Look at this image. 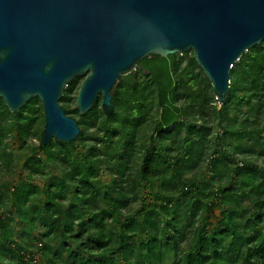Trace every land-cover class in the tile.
Here are the masks:
<instances>
[{
	"label": "trees",
	"instance_id": "trees-1",
	"mask_svg": "<svg viewBox=\"0 0 264 264\" xmlns=\"http://www.w3.org/2000/svg\"><path fill=\"white\" fill-rule=\"evenodd\" d=\"M85 78L60 101L72 143L43 147L39 98L0 99V263L264 264V41L221 106L193 51L122 76L111 115L79 112Z\"/></svg>",
	"mask_w": 264,
	"mask_h": 264
},
{
	"label": "water",
	"instance_id": "water-1",
	"mask_svg": "<svg viewBox=\"0 0 264 264\" xmlns=\"http://www.w3.org/2000/svg\"><path fill=\"white\" fill-rule=\"evenodd\" d=\"M264 41V0H0V99L12 113L39 98L43 147L81 134L61 105L86 76L76 107L87 114L151 56L193 51L221 106L235 63Z\"/></svg>",
	"mask_w": 264,
	"mask_h": 264
},
{
	"label": "rangeland",
	"instance_id": "rangeland-1",
	"mask_svg": "<svg viewBox=\"0 0 264 264\" xmlns=\"http://www.w3.org/2000/svg\"><path fill=\"white\" fill-rule=\"evenodd\" d=\"M205 168V167H204ZM205 170H206V168H205ZM22 172V167H21V165H19V167L17 168V173L18 174H20ZM23 175H25L23 172H22V176ZM16 181V180H15ZM44 182H45V180H42V179H40V178H36L35 180H34V183L36 184V185H38V186H43V184H44ZM147 195H148V193H147ZM4 214H6L5 213V211H2ZM217 216L219 215V212L218 211H216V213H215ZM33 234L34 235H36V233L33 231ZM20 238L21 239H24L25 241H28V242H31L30 241V239H28L27 237H24V236H20ZM23 240V241H24ZM35 249V248H34ZM39 259H40V262L42 263L43 262V258H42V256H39ZM1 264V263H0Z\"/></svg>",
	"mask_w": 264,
	"mask_h": 264
}]
</instances>
